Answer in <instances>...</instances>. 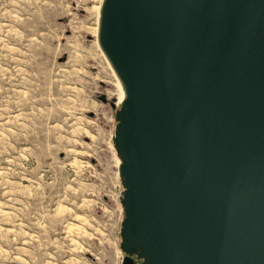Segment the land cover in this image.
Listing matches in <instances>:
<instances>
[{
  "label": "water",
  "instance_id": "obj_1",
  "mask_svg": "<svg viewBox=\"0 0 264 264\" xmlns=\"http://www.w3.org/2000/svg\"><path fill=\"white\" fill-rule=\"evenodd\" d=\"M99 15L125 92L123 264H264V0H103Z\"/></svg>",
  "mask_w": 264,
  "mask_h": 264
},
{
  "label": "rangeland",
  "instance_id": "obj_2",
  "mask_svg": "<svg viewBox=\"0 0 264 264\" xmlns=\"http://www.w3.org/2000/svg\"><path fill=\"white\" fill-rule=\"evenodd\" d=\"M101 2L0 0V264H123Z\"/></svg>",
  "mask_w": 264,
  "mask_h": 264
},
{
  "label": "bare ground",
  "instance_id": "obj_3",
  "mask_svg": "<svg viewBox=\"0 0 264 264\" xmlns=\"http://www.w3.org/2000/svg\"><path fill=\"white\" fill-rule=\"evenodd\" d=\"M103 1V0H102ZM102 3V2H101ZM100 7H101V5H100ZM99 12H100V10H99ZM100 16V15H99ZM98 25H99V18H98ZM105 58H106V56H105ZM106 60H107V62H108V64H109V66L111 67V69H112V71H113V73H114V75H115V77H116V80H117V82H118V86H119V89H120V104L122 103V101H123V99H124V97H125V92H124V89H123V86H122V84H121V81L119 80V78H118V76H117V74L115 73V71L113 70V68H112V66H111V64L109 63V61H108V59L106 58Z\"/></svg>",
  "mask_w": 264,
  "mask_h": 264
},
{
  "label": "flooded vegetation",
  "instance_id": "obj_4",
  "mask_svg": "<svg viewBox=\"0 0 264 264\" xmlns=\"http://www.w3.org/2000/svg\"><path fill=\"white\" fill-rule=\"evenodd\" d=\"M124 254H125V256H124V258H125L127 256V254L126 253H124ZM128 255L131 256L133 259L131 264H141L142 260H137V253L132 252Z\"/></svg>",
  "mask_w": 264,
  "mask_h": 264
}]
</instances>
